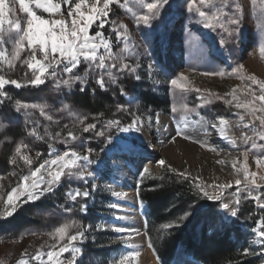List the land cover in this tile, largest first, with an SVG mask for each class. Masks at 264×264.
Returning <instances> with one entry per match:
<instances>
[{"label":"rangeland","instance_id":"rangeland-1","mask_svg":"<svg viewBox=\"0 0 264 264\" xmlns=\"http://www.w3.org/2000/svg\"><path fill=\"white\" fill-rule=\"evenodd\" d=\"M147 2L151 3L153 0H147ZM191 2L192 0H167V3L160 8L159 15L147 25L137 24L132 12L119 5H112L110 20L116 21L117 24L120 22L126 24L129 39L127 41L117 40L112 31L114 25L111 23L107 24L102 31L105 37L112 40L114 53L120 54L127 44L128 51L122 54L125 62L136 71L120 70L119 67L114 70L113 74L118 77V83L109 84L107 89H103L109 92L111 101L106 102L99 112L90 111L74 100L76 94H82L79 82L71 89L62 87L59 90L51 78L39 87L16 88L10 84L5 85L4 91L7 95L0 97V123L5 125L4 128H0V158H3L5 154H13L16 144L23 141L30 146L28 150L22 151L33 159L32 168L34 169L44 160L51 158L49 144L57 154L66 150L61 141L71 130L78 137L75 142L77 151L86 154L88 148L92 149L90 159L93 163L88 164L81 161V166L85 171H91L93 176L86 177L85 180H69L65 177L52 194H46L36 201L21 202L15 213L5 216L3 201L7 200V194L20 182L19 177L29 174V167L24 164L23 160L19 161L18 166L10 163L9 168H6L2 165L0 167V260H3L4 264H17L21 258V252L25 249L30 257L46 242L54 243L47 233L72 221L80 225L92 226L87 231V239L82 244L84 255L80 264H114L122 255H127L129 252H138L139 256L126 261L125 264H151V262L164 264L152 245L149 246L151 244L147 234V228L150 227L148 225L149 207L147 201L140 197V194L144 192L146 182L164 171L191 180L195 186L199 183L209 196L220 195V190L214 185L231 182L233 187L223 190L220 200L209 199L197 189L201 194L200 199L177 218L179 222L151 227L156 239L161 238L171 227L181 226L182 222H187L195 215L197 225L194 232L197 235L205 226L209 234L213 229L221 230L224 225H231L230 228L238 229V231L234 230V236L239 235L241 240L245 241L247 249L253 253L249 256L257 259L258 264H264V251L260 244L254 242L257 238L253 232L254 228L260 227L258 221L264 220V209H261L254 200H245L243 196L247 193L241 196L237 216H231L228 209L221 207L222 203L236 207L235 180L242 179V173L239 177L237 176L233 171L232 161L243 162L241 152L251 147V143L247 145L243 143L241 134L253 135L251 129L244 127L250 117L242 109L235 107L236 101H233L231 105L226 103L227 100H232V96L225 94L231 93L233 88L241 85V80L238 79L237 74L233 73V69L238 65H244L241 75L254 73L260 79H264V59L261 58L259 51V45L264 43V32L256 27L257 16L253 13L249 0H241L246 7V12L243 23L240 25V31L228 39L227 43L221 44V36L226 34L219 30L205 28L197 23L198 15L194 10H189ZM123 3L124 0H120V4ZM6 4L8 7H14L15 13L7 14L5 21L16 18L26 20V14L20 12L18 2L13 5L6 0ZM262 6H264V0H257L256 10L258 11ZM32 7L34 8V5ZM67 7V4L62 7L63 17L50 16L40 9L34 8V10L37 14L43 15L45 19L65 18L70 24L71 18L67 17ZM128 7L137 15L147 12V9L135 3V0H130ZM8 27L9 25L5 22L4 38L6 41ZM97 30H100L98 24H94L90 28V33L94 35ZM0 49H5L7 55L12 50L11 42L0 45ZM28 54L26 51L22 53V56L27 57ZM86 67V64H82L74 73L61 71L57 79H67L70 75H83ZM26 71V66L18 65L14 71L5 70L3 74L6 79H16L23 83ZM219 72L225 75H204V73ZM181 74L188 77L190 90L184 93L182 100H179L170 81ZM137 76L140 79H136ZM85 87L84 92L93 96L95 92L93 90L99 88L95 83V75L89 78ZM121 89H124L126 94L122 95ZM138 89L144 94L153 93L164 97L165 111L147 107ZM197 89L199 91H196ZM236 95L240 102L250 99L239 88H237ZM217 96L223 99H217ZM204 99H211V103L204 105ZM17 100L29 104L48 105V115H51L53 119L49 121L45 116L40 115L38 109L17 112ZM173 103H186L189 109H196V112L185 113L183 110H178L173 113L171 111ZM64 104H69L74 112L87 116L86 123H96V130L83 133L75 117L70 116L67 111H61ZM118 106H123L125 111H118ZM197 112L199 115L196 114ZM134 114L142 117V131H136L135 128L121 131L120 128H127L132 122ZM157 114L160 118V125L155 122ZM240 115H244L243 123L240 122ZM149 116L152 118L151 126L148 123ZM218 116H223L229 121L226 131L229 137L236 140L235 145L222 139L217 129L212 127L213 124L219 127ZM109 120L121 121L120 128L112 126L107 129L105 136H96L95 132L104 131ZM65 125L68 127L65 128ZM33 127L37 128L40 135H43L47 129L48 137L38 140L29 136L28 132ZM178 128L191 138L185 139L183 136H177ZM57 132L61 133V137L55 136ZM109 134L111 135L110 140ZM118 140L139 152L150 153L152 157L143 159L142 162L133 164L132 167L131 157L114 156V151L121 149V144L114 142ZM257 143L264 144V141L257 140ZM152 145L157 146L156 153L151 149ZM37 151L41 153L40 157H36ZM258 154L257 152L249 153L247 161L249 171H264L258 169L255 164L253 157ZM161 159L166 162L163 167L157 163ZM217 161H224V163H217ZM236 166L240 167V163ZM130 167L135 177L131 206L136 213L133 217L123 214L122 220L118 222L115 220L118 213L117 208H111L109 205L116 204V199H119L112 195V192H118L117 176ZM145 167L149 168L150 173L141 177V172ZM180 173L184 175H179ZM93 184L97 185L95 190L91 187ZM74 188L87 189L90 195L86 198L79 197L76 202H73L65 197V193ZM261 193L264 194V189ZM207 203L213 205L209 207ZM82 204L86 205V211L80 210ZM250 206L254 208L251 217L247 214ZM65 207L71 208L72 211L66 212ZM213 207L214 210H212ZM18 213L23 215L24 223L11 222L13 216ZM134 224H141L138 238H135V233L132 231ZM97 225L104 227L98 228ZM165 225H171V227H165ZM116 228L125 231L118 233L114 230ZM119 238L127 239L128 242L124 243ZM178 250L189 255L183 248H178L174 256ZM69 258L70 254L65 253V264ZM31 264H36V262H31Z\"/></svg>","mask_w":264,"mask_h":264},{"label":"snow or ice","instance_id":"snow-or-ice-1","mask_svg":"<svg viewBox=\"0 0 264 264\" xmlns=\"http://www.w3.org/2000/svg\"><path fill=\"white\" fill-rule=\"evenodd\" d=\"M17 2L19 3L20 12L26 14V20L16 18L5 21L7 14L15 13V8L8 7L6 0H0V45L8 41L12 45V50L7 55L5 49H0V97H6L7 95L4 91L5 85L10 84L16 88L39 87L44 85L49 78L55 81L58 90L62 87L71 89L74 84L79 82L81 85L80 92L82 93L86 90L85 86L93 75H95L96 85L102 90L107 89L109 84H117L118 77L113 74L115 69L119 67L120 70H128L129 72H135L136 69L130 67L125 62L124 55L122 54L128 51L127 44H125L120 54L114 53L112 40L105 37L102 31L107 24L111 23L114 25L112 31L115 33L117 40L127 41L129 39L127 25L123 22L117 24L116 21L110 20L112 5H119L127 11L132 12L137 24L143 23L147 25L159 15L160 8L167 3V0H153L151 3H148L147 0H135V3L147 9V12L142 15H137L128 7L130 0H124L123 4H120V0H59V2L57 0H27V2L26 0H9V3L13 5ZM249 3L253 13L257 16L256 27L261 32H264V6L257 11V0H249ZM64 4L68 6L67 17L71 18L70 24L65 18L45 19L43 15L37 14L34 10V8L40 9L50 16L60 15L63 17L62 7ZM32 5H34V8ZM189 10H194L198 15L199 19L197 23L202 24L205 28L214 31L219 30L221 33L226 34L222 35L220 39V43L225 44L228 39L239 33L240 25L245 18L246 7L241 0H192ZM5 22L9 25L7 29V41L4 38ZM94 24H98L100 30L95 31V34L92 35L90 28ZM26 51L29 53L27 57L22 56V53ZM259 51L261 58L264 59V43L259 45ZM82 64L87 65L83 75H70L67 79H57L59 72L74 73ZM18 65L21 67L26 66L27 69L23 83L16 79H6L3 74L5 70L14 71ZM98 70L103 71L99 72ZM243 70L244 65L241 64L233 69V73L237 74L238 79L241 80V85L237 86V88L245 92L250 99L240 102L239 97L236 95L237 88H233L231 93L225 94L226 96H232V100H227L226 103L231 105L233 101H236L235 107L242 109L250 117L248 123L244 124V127L253 131L252 136L244 133L241 134V140L245 145L251 143L250 148H245L241 152L243 162L232 161L233 171L237 176L239 177L242 173V179L237 178L235 180L236 207H230L228 203L221 204V207L228 209L233 217L238 215L243 193H247L246 196H243L245 200H254L261 209H264V202H262L264 201V194L261 193V190L264 189V171H249L247 163L249 153L257 152L259 154L253 157L255 164L258 169L264 170V144L257 143V140L264 141V79H260L254 73L241 75ZM204 75L223 76L225 73H204ZM136 79H140V77L137 76ZM170 84L179 100H182L184 93L190 90L188 77L183 74L172 79ZM120 91L122 95L126 94L124 89ZM196 91H199V89ZM216 98L223 99L219 96ZM209 103H211V99L203 100L204 105ZM29 109H38L40 115L45 116L49 121L53 119L51 115H48L49 108L46 104H29L19 100L16 101L17 112ZM117 110L125 111L123 106H118ZM178 110H183L185 113L196 112V109H189L186 103H173L171 111L176 113ZM61 111H67L70 116L75 117L83 133H90L96 130V123H86L88 117L74 112L69 104H64ZM196 114L199 115L198 112ZM151 119V116H149V126H151ZM217 120L219 127L216 124H213L212 127L217 129L222 139L228 140L230 144L235 145L236 140L227 135L226 129L229 127V121L223 116H218ZM243 121L244 115H240V122L243 123ZM155 122L157 125H160L158 114ZM120 124L121 121L119 120H109L105 126V130L95 132V134L96 136L103 137L108 128L112 126L120 128ZM4 127L5 125L0 123V128ZM64 127L67 128L68 125ZM164 127L166 128L167 126L165 125ZM131 128H135L136 131H142L143 121L140 115L134 114L132 122L128 127L120 128V130L128 131ZM28 135L38 140H44L48 137L49 133L45 129L44 134L40 135L37 128L33 127L29 130ZM176 135L183 136L185 139L191 138L179 128L176 131ZM55 136L59 138L61 137V133L57 132ZM108 138L109 140L111 139L110 134ZM77 139L78 137L74 131H68L66 138L61 141L64 143L66 150L58 154L53 150L52 145L49 144L51 158L44 160L43 163H40L34 169L32 168L33 159L22 151L28 150L30 146L23 141L16 144L12 156L9 158V163L18 166L19 161L23 160L24 164L29 167V174L21 175L19 177L20 182L7 194V200L3 201L5 205L3 214L5 216H11L15 213L21 202L36 201L46 194H52L65 177L69 180H85L86 177L93 176L91 171H85L81 166V161L88 164L93 163L90 159L92 149L88 148L86 154H81L77 151L75 143ZM40 156L41 153L37 151L36 157ZM157 163L163 167L166 162L161 159ZM217 163H224V161H217ZM237 163H240V167L236 166ZM172 171L175 172L176 170L172 169ZM149 173V168L145 167L141 172V177ZM179 175L184 174L180 173ZM91 187L95 190L97 185L93 184ZM196 187L203 192L205 197L220 200L223 190L232 188L233 184L229 182L214 185V187L220 190V195L216 196H209L208 192L199 183H196ZM89 195V190H82L81 188L70 189L65 193V197L73 202H76L79 197L86 198ZM112 195L125 197L127 194L112 192ZM109 207L116 208L118 205L111 204ZM80 210L86 211V205H80ZM65 211L71 212L72 209L65 207ZM258 224L260 227L253 229L254 235L257 238L254 242L260 244L262 251H264V220L258 221ZM91 227V225H80L74 221L64 223L47 233L54 243L48 244L46 242L37 248L35 254L30 257L28 256L27 249H25L21 252V258L17 261V264H31V262H36V264H65V253L70 254V258L67 259L66 264H80L84 255L82 244L87 239L86 233ZM97 227L103 228L104 226L97 225ZM165 227H171V225H165ZM73 230H75L74 234ZM114 230L118 233L125 231L121 228ZM119 239L124 243L128 242L127 239ZM149 246L151 247V244ZM244 254L251 255L253 253L246 248L244 249ZM137 256H139L138 252H129L127 255H122L119 261L114 262V264H125L126 261L135 259ZM0 264H4V261L0 260Z\"/></svg>","mask_w":264,"mask_h":264},{"label":"trees","instance_id":"trees-1","mask_svg":"<svg viewBox=\"0 0 264 264\" xmlns=\"http://www.w3.org/2000/svg\"><path fill=\"white\" fill-rule=\"evenodd\" d=\"M137 91L142 94L147 107H153L154 110L164 109L163 105L166 104L164 97L153 93L144 94L139 89ZM74 100L90 111L99 112L106 102L111 101V98L109 92L96 88L93 96L84 92L76 94ZM11 156L12 154H5L3 158L1 157L0 167L3 165L9 168ZM140 197L147 201L149 207L148 225L150 227L147 228V234L150 243L164 264L171 262L178 248H183L185 253L203 264H258L257 259L244 254L247 245L239 235L234 236L233 232L234 230L238 231L237 228L233 229L230 228L231 225H224L221 230L213 229L208 234L205 226L197 235L194 232L197 225L195 215L187 222H182L181 226L171 227L161 238L156 239V236H153L151 227L155 228L157 225L179 222L177 218L200 199L201 194L191 180L164 171L146 182L144 192L140 194ZM207 205L210 207L213 204L207 203ZM253 213L254 208L250 206L247 214L251 217ZM218 219L221 220L220 217ZM12 221L21 224L24 223V217L18 213L13 216Z\"/></svg>","mask_w":264,"mask_h":264},{"label":"bare ground","instance_id":"bare-ground-1","mask_svg":"<svg viewBox=\"0 0 264 264\" xmlns=\"http://www.w3.org/2000/svg\"><path fill=\"white\" fill-rule=\"evenodd\" d=\"M114 142L121 144V146H120L121 149L115 150L114 156L115 157H121V156L131 157V166L132 167L134 165H136L137 163L142 162L143 159H148V158L152 157V155L150 153H147L144 151L139 152V151L135 150L134 148H131L130 146L125 145L124 142L121 140L114 141ZM151 149L154 150L156 153L157 146L152 145ZM117 181L119 184L117 191L119 193H126L127 194L125 197H119V199H116V201H115L116 205H118V207H116L118 213L116 215L115 220L119 222L122 220L123 214L127 217H133L136 213L135 209H133L131 206V201H132V198L134 197V187L133 186H134V182H135V177H134V174L132 172V168L131 167L129 169L127 168V170L124 171V173L117 176ZM134 223H135V221H134ZM140 225L141 224H134L132 226V231L135 233V238L139 237V231L141 230ZM127 230H128V228H127ZM150 260H152V259H150ZM171 262H172V264H173V262H174V264H200L198 261L193 259L190 255H185L180 250L177 251L176 256H174V260L172 259ZM151 264H155V263L151 262Z\"/></svg>","mask_w":264,"mask_h":264},{"label":"water","instance_id":"water-1","mask_svg":"<svg viewBox=\"0 0 264 264\" xmlns=\"http://www.w3.org/2000/svg\"><path fill=\"white\" fill-rule=\"evenodd\" d=\"M193 259H195L194 257H192ZM173 260H174V257H173ZM196 260V259H195ZM200 262V261H199ZM201 263V262H200Z\"/></svg>","mask_w":264,"mask_h":264}]
</instances>
